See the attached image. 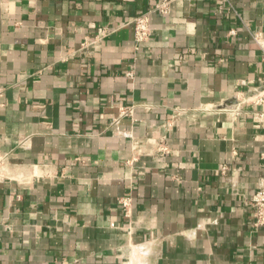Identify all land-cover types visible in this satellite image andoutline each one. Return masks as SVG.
<instances>
[{
  "label": "crops",
  "instance_id": "1",
  "mask_svg": "<svg viewBox=\"0 0 264 264\" xmlns=\"http://www.w3.org/2000/svg\"><path fill=\"white\" fill-rule=\"evenodd\" d=\"M156 1L0 0V264H264V0Z\"/></svg>",
  "mask_w": 264,
  "mask_h": 264
},
{
  "label": "built area",
  "instance_id": "2",
  "mask_svg": "<svg viewBox=\"0 0 264 264\" xmlns=\"http://www.w3.org/2000/svg\"><path fill=\"white\" fill-rule=\"evenodd\" d=\"M171 0H157L152 9L134 16L131 20L133 24V48L138 50L142 43L146 42L150 36L149 15L152 11H158L161 14L169 12ZM254 41L258 44L260 49L261 60L264 62V39L260 34H253ZM85 45V42H83ZM131 75V71L127 72ZM254 103L264 107V80L261 82V92L254 98ZM125 108H120V115L126 114ZM129 112V110H128ZM260 117L264 116V109L259 113ZM162 150H165L162 148ZM8 155L0 152V178L8 177ZM249 203L254 209V225L260 226L264 224V187H258L250 197ZM122 207L125 213L129 211L128 199L121 200Z\"/></svg>",
  "mask_w": 264,
  "mask_h": 264
},
{
  "label": "bare ground",
  "instance_id": "3",
  "mask_svg": "<svg viewBox=\"0 0 264 264\" xmlns=\"http://www.w3.org/2000/svg\"><path fill=\"white\" fill-rule=\"evenodd\" d=\"M137 264V263H136Z\"/></svg>",
  "mask_w": 264,
  "mask_h": 264
}]
</instances>
